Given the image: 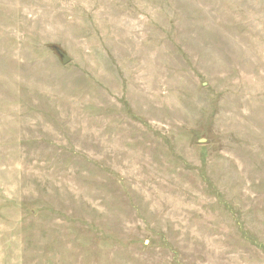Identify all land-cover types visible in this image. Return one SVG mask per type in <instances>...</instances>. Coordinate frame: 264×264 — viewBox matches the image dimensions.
Wrapping results in <instances>:
<instances>
[{"label":"rangeland","instance_id":"obj_1","mask_svg":"<svg viewBox=\"0 0 264 264\" xmlns=\"http://www.w3.org/2000/svg\"><path fill=\"white\" fill-rule=\"evenodd\" d=\"M0 264H264V0H0Z\"/></svg>","mask_w":264,"mask_h":264},{"label":"water","instance_id":"obj_2","mask_svg":"<svg viewBox=\"0 0 264 264\" xmlns=\"http://www.w3.org/2000/svg\"><path fill=\"white\" fill-rule=\"evenodd\" d=\"M49 48L53 51L56 57L60 60V63L62 65H66L70 62V58L60 47L56 45H50Z\"/></svg>","mask_w":264,"mask_h":264}]
</instances>
